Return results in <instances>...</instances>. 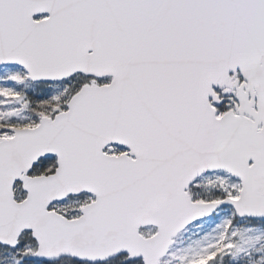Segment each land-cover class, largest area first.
I'll return each mask as SVG.
<instances>
[{
    "label": "snow or ice",
    "instance_id": "obj_1",
    "mask_svg": "<svg viewBox=\"0 0 264 264\" xmlns=\"http://www.w3.org/2000/svg\"><path fill=\"white\" fill-rule=\"evenodd\" d=\"M0 264H264V0H0Z\"/></svg>",
    "mask_w": 264,
    "mask_h": 264
}]
</instances>
